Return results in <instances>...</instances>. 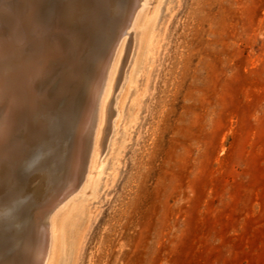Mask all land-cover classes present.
Wrapping results in <instances>:
<instances>
[{
  "label": "rangeland",
  "instance_id": "374dc122",
  "mask_svg": "<svg viewBox=\"0 0 264 264\" xmlns=\"http://www.w3.org/2000/svg\"><path fill=\"white\" fill-rule=\"evenodd\" d=\"M74 1L42 10L60 7V31L80 34L86 62L91 19L102 34L120 0ZM136 1L149 26L128 27L102 167L65 200L51 264H264V0ZM72 105L38 106L16 183L0 184V254L53 179Z\"/></svg>",
  "mask_w": 264,
  "mask_h": 264
},
{
  "label": "bare ground",
  "instance_id": "6f19581e",
  "mask_svg": "<svg viewBox=\"0 0 264 264\" xmlns=\"http://www.w3.org/2000/svg\"><path fill=\"white\" fill-rule=\"evenodd\" d=\"M66 2L67 7L75 1ZM80 3L81 0L78 7ZM43 4L44 0H0V184L16 183L13 170L37 135L36 119L42 114L38 106L47 111L63 97L73 102L65 111L66 150L59 154L46 193L40 197L42 193L35 194L37 202L26 205L28 215H23L25 219L21 220L23 224L20 221L18 232L9 234L13 246L6 249V255L0 254V264H51L58 254L59 232L68 215L64 212L65 200L82 181L92 180L93 173L102 167L105 137L114 113L111 94L119 85L121 67L131 47L128 27L135 17L138 27L149 26L148 11H138L140 4L136 0H120L116 9L111 6L116 16L102 34L95 25L101 20L95 16L91 19L98 42L89 48V60L82 62L81 58L77 60L84 44L80 34L64 35L57 20L60 7L45 13ZM80 9H76V14H80Z\"/></svg>",
  "mask_w": 264,
  "mask_h": 264
}]
</instances>
